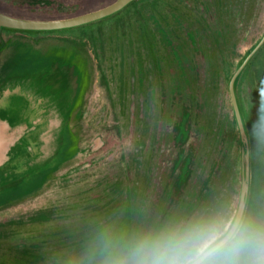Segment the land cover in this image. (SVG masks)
Here are the masks:
<instances>
[{"label": "rangeland", "instance_id": "rangeland-1", "mask_svg": "<svg viewBox=\"0 0 264 264\" xmlns=\"http://www.w3.org/2000/svg\"><path fill=\"white\" fill-rule=\"evenodd\" d=\"M117 1L0 0V7L52 22ZM172 1L176 12L163 29L174 47L159 35L158 64L137 27L120 23L123 14L79 29L0 26V264H113L91 257L109 234L98 226L114 215L123 219L133 205L144 223L138 242L169 232L192 189L186 179L180 196L181 170H197L199 178L215 170L202 202L205 224L236 220L247 181L241 219L264 228V42L240 72L235 94L246 139L224 74L264 38V0ZM203 1L218 10L204 15ZM187 97L189 118L197 113L202 122L180 145L174 126ZM180 217L174 230L185 224Z\"/></svg>", "mask_w": 264, "mask_h": 264}, {"label": "trees", "instance_id": "trees-1", "mask_svg": "<svg viewBox=\"0 0 264 264\" xmlns=\"http://www.w3.org/2000/svg\"><path fill=\"white\" fill-rule=\"evenodd\" d=\"M117 2H115V3H117ZM115 3H113L112 5H114ZM27 4H29V3H27ZM112 5H110V6H112ZM201 5H202V11H203L204 15L209 14L211 16V15H213L214 10L215 11L218 10V8L216 7V3H214L212 5L209 2L203 1V3H201ZM110 6H108V7H110ZM108 7H106V8H108ZM103 9H105V8H102L98 11H101ZM98 11H96V12H98ZM172 12L173 13L176 12L175 3L172 0H133L128 5H126L124 8L115 12L114 14H111L109 16H106V17L101 18V19L96 20V21H92V22H89L86 24H82V25L75 26V27L64 28V29L68 30V29H73V28H76V29L83 28L86 25L105 22V21L109 20L110 18H114V17L120 16L123 14L124 19L126 21L124 19L123 20L120 19V23L122 22L121 23L122 25L127 23L130 25V28L137 27L136 29L140 33V36H141L142 41H143V45L146 48V50L148 51L150 58L155 60V62L157 63L158 59L161 57V55L163 53L161 51V49H162L161 45H159L160 44L159 35H161V37H163L165 39L166 43L168 44L167 47L168 46L174 47V41L172 39H170L169 34L166 32V29L165 28L163 29V26H164L163 23L165 24L168 22L169 15ZM93 13H95V12H93ZM0 14L7 16V17H10V18H13V19H18V20H23V21L49 22V21H42V20H37V19H32V18L20 16V15L14 14L13 12H11L9 10H6L3 7L2 8L0 7ZM89 14H92V13H89ZM200 14L204 17L202 12H200ZM232 14H233L232 21L233 20L236 21L235 20V18L237 16L236 13L232 12ZM85 15H88V14H85ZM85 15H82V16H85ZM82 16H79V17H82ZM79 17H75V18H79ZM75 18L73 17V18H70L69 20L75 19ZM61 20L64 21V20H68V19H61ZM201 20L206 21L205 18H202ZM52 22H54V21H52ZM222 22H223V20H222ZM223 25H224V22L221 26H223ZM9 29H12V28H9ZM235 29H236V27L233 28L234 32L233 33L231 32L232 35L235 34ZM13 30H19V29H13ZM57 30H60V29H57ZM29 31H45V32H47V31H54V30H29ZM236 32H237L236 36L240 35L239 34L240 31L236 30ZM214 33H215V31H214ZM221 33H222V29L220 31L216 32V34H214V37L217 40H219L221 37ZM88 37H91V36H88ZM189 39H190V41L193 42L194 40H196V36L194 34H192V36L189 35ZM230 46H229V48H230ZM195 47L196 48L198 47L197 50H200L201 57H202L203 52L199 48L200 46L196 45ZM232 47H233V44H232L230 50L232 52H234L236 49L233 50ZM247 55H244L242 57V59L239 61V64H241V65L243 64V62L248 57ZM250 61H251V59L248 61V63L244 67V69L247 68ZM223 63H226V62H223ZM239 64H237V66H235V68H234L233 65L230 66V64L227 63V67H226V70L224 71V74H225L226 81L229 78V80H228L229 81V89L231 88V81L233 79V78H231L233 76V74H232L233 72H231V70L233 68L236 69V67H238ZM224 69H225V66H224ZM244 69L242 70V73H243ZM242 73L240 74V76H239V78H238V80L234 86V93L236 94V96H238L239 83L242 80L240 77H241ZM162 85H163V83H162ZM186 101L188 102V104H186L184 106L183 115L180 118V120L178 121V123L174 126L175 140L180 145H184L187 143V140L189 138V131L191 133L193 127H195L196 130L198 131V127L202 122V120L200 118V114H197V113L194 115L192 120L189 118L190 112L193 115V112L191 111L192 99L191 98L189 99V97H187ZM189 102H190V104H189ZM236 103H237L238 108H240V111H241L240 115H242L243 114L242 107H241V103L239 102L238 97H237ZM232 108H233V111H232L233 120L235 122V126L238 128L239 124H238L237 118L235 116L236 110H235L233 99H232ZM239 132H240V130H238V135L241 138V134ZM223 133H224L223 131L219 130L218 139H217V143H216V145H218V147L220 148L216 152V154H218L219 156H221L224 153V151H226L225 146H222V144H221L222 137L224 138ZM241 143H242L241 148L243 147V150H244V145H243L242 140H241ZM192 154L193 153L191 152V156H192ZM191 156H190V154L185 155L187 164H189L190 160H192L191 161V165H192L193 157H191ZM194 162L197 164L196 156L194 157ZM195 163H193V166L194 165L196 166ZM196 171L197 170H181L180 174L178 175V178L176 179L175 183L177 185V189L179 190V193H181V189L183 192V189L186 187V186H183L186 183V182L184 183V181L186 179L188 181H192V183H191L192 189L189 190V192L186 195L188 197L187 203L182 204L181 207L179 208V215L176 216L175 218H173V220L168 221L169 225H171L173 227V228H171L173 230H174V227L178 223L177 218H179L180 216H181L180 219L185 218L183 220V222L185 224L178 227L180 229L192 227L193 225H191L192 224V221H190L191 219L196 220L195 223H198L200 221V223L205 224L203 217H201L202 216L201 215V212H202L201 208L202 207L204 208V206L202 205V202L204 201V199L207 195V192L209 191L208 188L211 185L209 180H208L209 173L212 171H215V170H209L208 175L206 177H204L205 174L203 172V175L201 176V178H199L198 176H194L196 174ZM218 171H220V170H218ZM211 177H212V173L210 175V178ZM183 194H184V192L181 193L180 196H182ZM136 210H137V208H134L133 205H130L127 208V211L125 212V217H123V219L117 220V217L114 215L107 222H105L106 224L102 223L98 226L99 229H102V231L104 229H105V231L108 230L109 234L107 235L106 239H104L98 245L97 250L94 253H92V255H91L92 259H94L96 263H102L106 259L112 260L111 263H113L114 261H116L118 259L125 258L127 256V254L129 253V251L136 246V244L138 243V241H137L138 230L144 224L143 222H140V219L143 217L139 216V214L137 216ZM168 217H169V214L166 213L165 216L163 218H161V220L159 222L165 223L166 219H168ZM153 227H154V231L157 232L156 231L157 227L156 226H153ZM171 229H169V232L171 231ZM130 264H131V262H130Z\"/></svg>", "mask_w": 264, "mask_h": 264}, {"label": "clouds", "instance_id": "clouds-1", "mask_svg": "<svg viewBox=\"0 0 264 264\" xmlns=\"http://www.w3.org/2000/svg\"><path fill=\"white\" fill-rule=\"evenodd\" d=\"M264 264V228L219 220L156 234L113 264Z\"/></svg>", "mask_w": 264, "mask_h": 264}, {"label": "water", "instance_id": "water-1", "mask_svg": "<svg viewBox=\"0 0 264 264\" xmlns=\"http://www.w3.org/2000/svg\"><path fill=\"white\" fill-rule=\"evenodd\" d=\"M133 0H119L114 5L105 8L101 11L88 14L79 18L71 19V20H64V21H54V22H36V21H23L18 19H13L4 15L0 14V26H5L12 29H20V30H57V29H63V28H69V27H75L82 24H86L92 21L99 20L101 18H104L106 16H109L111 14H114L115 12L121 10L126 5H128ZM264 38L261 40L260 44L257 46L256 49H254L249 56L246 58V60L243 62V64L240 66V68L237 70L235 76L233 77L231 81V94L233 97V102L236 110V116L238 120V124L241 130V134L243 139H246V134L244 131V126L242 122V118L240 115L239 108L236 103L235 93H234V84L235 80L240 74V72L243 70V68L246 66L248 61L251 59V57L254 55V53L257 51V49L263 44ZM247 191V181L245 182L243 186V192H242V199H241V205L239 209V213L236 219H241L243 209H244V198Z\"/></svg>", "mask_w": 264, "mask_h": 264}]
</instances>
